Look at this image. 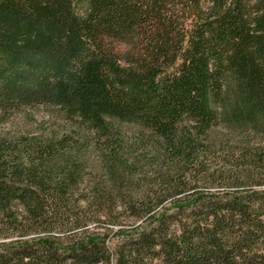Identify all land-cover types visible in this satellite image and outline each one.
I'll use <instances>...</instances> for the list:
<instances>
[{
	"label": "trees",
	"instance_id": "trees-1",
	"mask_svg": "<svg viewBox=\"0 0 264 264\" xmlns=\"http://www.w3.org/2000/svg\"><path fill=\"white\" fill-rule=\"evenodd\" d=\"M0 264H264V0H0Z\"/></svg>",
	"mask_w": 264,
	"mask_h": 264
},
{
	"label": "rangeland",
	"instance_id": "rangeland-1",
	"mask_svg": "<svg viewBox=\"0 0 264 264\" xmlns=\"http://www.w3.org/2000/svg\"><path fill=\"white\" fill-rule=\"evenodd\" d=\"M63 125V116L58 107L50 105L31 106L17 112L0 129L13 132L37 133L51 131Z\"/></svg>",
	"mask_w": 264,
	"mask_h": 264
}]
</instances>
